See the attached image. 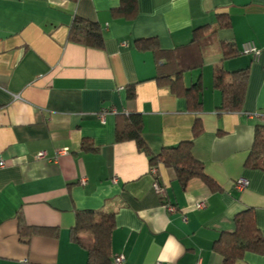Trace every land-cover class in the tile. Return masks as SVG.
Wrapping results in <instances>:
<instances>
[{"label":"crops","instance_id":"crops-1","mask_svg":"<svg viewBox=\"0 0 264 264\" xmlns=\"http://www.w3.org/2000/svg\"><path fill=\"white\" fill-rule=\"evenodd\" d=\"M137 2L138 16L127 21L113 15L120 0H0V264H88L72 239L77 215L87 210L115 215L111 264L121 255L123 264H223L214 245L247 209L264 236V171L246 167L264 124L255 116L264 115V0ZM76 17L100 25L103 49L69 41ZM223 18L229 26L220 28ZM205 26L239 55L224 60L216 51L190 69L199 58L194 32ZM151 41L190 69L185 89L202 83L200 111L158 85ZM247 46L259 57L244 53ZM217 68L250 70L242 111H219ZM130 115L142 119L154 156L193 141L218 189L194 179L183 190L175 171L151 167L136 141L118 142ZM197 121L203 132L194 138ZM240 179L246 189L237 187ZM236 264H264V255L247 252Z\"/></svg>","mask_w":264,"mask_h":264},{"label":"trees","instance_id":"trees-1","mask_svg":"<svg viewBox=\"0 0 264 264\" xmlns=\"http://www.w3.org/2000/svg\"><path fill=\"white\" fill-rule=\"evenodd\" d=\"M118 19L133 21L138 16L137 0H120V7L113 11ZM219 24L220 28L229 26L226 21ZM209 26L198 28L194 32L192 46L198 51L196 66L201 67L205 60L214 52H220L224 60L235 58L239 55L235 43L218 41L216 31L206 35ZM69 41L94 49H103L104 38L102 29L98 23L76 17L69 31ZM149 48L153 50L156 60L161 65L159 75L156 78L160 87H168L178 96L185 97L191 110L198 112L201 109L200 94L203 90L201 82L190 89H185L183 75L187 70L178 68V64L171 62L176 60V52L160 50L157 42L151 41ZM178 52V51H177ZM180 57V55H178ZM164 60L168 65L164 64ZM180 61V59H179ZM165 67H164V66ZM250 70L243 69L236 72H226L217 68L214 72V88L222 93L223 100L219 108L221 113H236L243 109L246 97ZM143 122L139 116H127L126 122L118 130V142L127 140L136 141L139 149L146 153L150 159L151 167L164 166L171 168L176 173V178L183 190L194 179H200L211 190H217V184L206 175L204 165L193 155V141L182 142L176 147L166 148L158 156L150 153L142 140ZM203 132V126L199 121L193 129L194 138ZM86 149V148H85ZM87 150V149H86ZM92 150V149H89ZM246 167L264 171V124L258 125L255 130L254 143L246 161ZM164 205L166 204L165 201ZM236 228L232 233H224L214 245V251L223 257V264H236L243 259L247 252L264 255V236L261 234L254 211L247 209L236 218ZM115 228L114 213L104 211H82L76 217V223L72 229V239L88 252V264H111V234ZM28 229L21 222V230ZM31 233L45 234L44 229H30ZM57 235V232L49 231ZM83 235H86L83 237Z\"/></svg>","mask_w":264,"mask_h":264},{"label":"built area","instance_id":"built-area-1","mask_svg":"<svg viewBox=\"0 0 264 264\" xmlns=\"http://www.w3.org/2000/svg\"><path fill=\"white\" fill-rule=\"evenodd\" d=\"M244 51V53H248V54H253L255 57H259V55H260V50L257 48V47H254V46H247V47H244V49H243ZM256 117L257 116H263L264 117V115H255ZM42 157V156H41ZM154 172H156V170H154ZM248 181L247 180H245V179H240L239 181H238V183H237V187L239 188V189H246L247 187H248ZM154 189H155V191H156V193L160 196V198L162 199V201H164L165 199H166V196H167V191H166V189L165 188H163L159 183H155L154 184ZM165 207H166V209H167V211L169 212V213H173V212H175L176 211V209L173 207V206H171V205H168V204H165L164 205ZM205 205L204 204H200L199 206H198V209H201V208H203ZM185 221H187L186 219H185ZM124 261H125V258L121 255V256H118V257H116L115 258V260H114V262L116 263V264H123L124 263Z\"/></svg>","mask_w":264,"mask_h":264}]
</instances>
